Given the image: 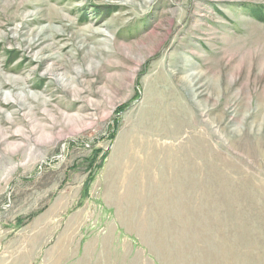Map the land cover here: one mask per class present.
I'll use <instances>...</instances> for the list:
<instances>
[{"label":"rangeland","instance_id":"obj_1","mask_svg":"<svg viewBox=\"0 0 264 264\" xmlns=\"http://www.w3.org/2000/svg\"><path fill=\"white\" fill-rule=\"evenodd\" d=\"M0 264H264V0H0Z\"/></svg>","mask_w":264,"mask_h":264}]
</instances>
